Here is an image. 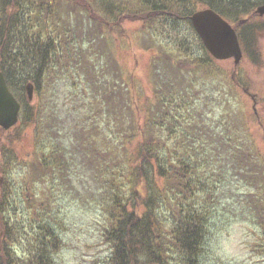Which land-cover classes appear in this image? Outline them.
<instances>
[{
  "label": "trees",
  "instance_id": "16d2710c",
  "mask_svg": "<svg viewBox=\"0 0 264 264\" xmlns=\"http://www.w3.org/2000/svg\"><path fill=\"white\" fill-rule=\"evenodd\" d=\"M72 2L0 0V72L3 73L11 92L17 98L16 93L24 91L25 94L26 84L31 83L37 93V100L45 108V105H51L53 98L47 95L46 82L51 85L55 77H59L58 74H62V79L63 69H66L67 79L73 82V76L77 75L76 79L79 77L80 82L83 81L82 88L87 86L85 82L93 87L87 94L97 106L91 103L90 120L92 121V115L95 114H100V118L92 124L89 136L94 137L98 130L97 135L103 139L100 142H93L94 139L84 141L82 137L85 135V129L72 128L71 132L60 129L56 124L53 125L52 137L46 136L45 139L54 142L55 135L59 133V136H63L64 142L68 139L70 144L65 149H57L56 145L46 147L47 152L43 151L44 146L41 148L39 152L41 157L37 156L33 163L28 164L30 171L23 181V194L25 196L31 192L32 197L34 196V183L31 182L33 180L48 184L50 182L56 186H59L60 181L61 184L68 185L69 190L71 188L74 191L77 188L74 181L78 184L76 177L80 174V166L93 173L95 166L107 159L109 153L105 149L109 148V143L118 148L122 141L121 157L130 170L127 189L120 181L126 176L118 170L111 172L107 186L101 188V195H106V201L101 206L105 216L103 237L112 249V254L105 264H199L198 255L206 235L208 217L205 208L199 206L201 197L195 200L192 195L199 185H207L215 172L206 165L210 171L199 166L198 173H195L196 168L193 165L196 163L188 162L184 152L178 151L176 146L180 145L181 148L193 153L191 148L193 144L187 141L191 140L193 143L209 141L216 154L220 151L226 158H230L233 173H237L248 186L255 187L254 196L248 198L250 203L255 200L261 203L264 199V186L259 185L258 189L251 183L259 179L257 171L251 166L245 167L240 162L247 157L243 156L244 150L234 146L233 140L221 134L220 130L215 138L208 129H205L208 130L205 136L196 139H191L190 133L185 134L186 130L183 132L182 128L190 127L195 120V115L192 119L188 116L185 118L184 109L180 106V103H183L181 95L190 94L188 88L179 85L171 92L169 102H166V107L170 106L168 108L171 120L178 121L181 126L176 128L179 137L173 147L167 144L162 136L165 130L163 119L154 123L152 118H148L149 109L144 115L145 124H137L131 106L134 96L132 88L122 82L116 60L107 59V54L110 53L107 36L111 31L120 36L124 23H140L147 28L146 38L149 43L151 39L154 45L155 43L161 45L168 37L172 40L178 39L179 42L175 40L177 48L187 58L177 64L182 66L181 69L186 73L202 71L203 76L208 78L214 74L211 69L214 61L209 60L203 51L201 57L193 56L191 45L179 31L180 24L191 26L189 17L192 13L200 9H211L232 24L245 54L252 62H256L257 36L264 30L254 26L253 21L257 19L254 11L264 3V0H76L75 4ZM72 14L75 15L72 17ZM189 29L193 32L191 28ZM202 46L201 44L202 50H205ZM165 56L169 58L168 55ZM103 58L106 59L105 62ZM161 64L165 65V68L161 67V74L166 78L164 83L168 80V85L173 87L167 75H164L169 71V67L165 62ZM229 88L231 89V86ZM24 98L22 96L17 99L20 100L18 101L22 111L28 116L29 107ZM176 108L180 109L182 114L173 111ZM190 108L192 109V105ZM42 109L41 107L37 111L39 117H44ZM112 117L122 124L121 127L114 126ZM37 126H40V121H37ZM153 127L158 128L161 135H154ZM174 131V128H170L169 134L174 135L172 133ZM4 134L6 132L0 130V143ZM5 136L7 140V135ZM98 142L105 143V147L97 148ZM132 145L133 150L130 151L128 146ZM5 147L4 144L0 146V264H57L54 255L59 251L62 239L61 235L53 230L50 220L36 228L35 233L29 238L26 249L21 250L23 244L18 248L23 239V236L19 235L21 232L26 234V230L25 228L21 230L23 227L18 225V219L13 220L9 216L8 209L12 204L8 197L12 194L11 163L19 160L16 155L13 156V160L10 157L12 151ZM74 152L80 158L77 159ZM87 152L90 156L86 155ZM47 153L49 157L45 155ZM203 162L205 163V160ZM112 163L116 162L112 160ZM221 175L224 176L223 171ZM251 177L253 178L250 179ZM51 190L49 189V192ZM42 202L39 203L42 207L39 212H46L49 209L47 202L46 204ZM26 204L30 205V202ZM140 206L143 208L141 212L138 210ZM250 212L259 216V211L252 207Z\"/></svg>",
  "mask_w": 264,
  "mask_h": 264
},
{
  "label": "rangeland",
  "instance_id": "374dc122",
  "mask_svg": "<svg viewBox=\"0 0 264 264\" xmlns=\"http://www.w3.org/2000/svg\"><path fill=\"white\" fill-rule=\"evenodd\" d=\"M71 1L73 4L76 3L74 2L76 0ZM74 15L72 14V17ZM253 22L254 26L264 30V17H258ZM189 28L193 30L192 26L181 23L179 31L191 45L193 56L201 57L203 51L212 61L211 56L202 50V43L197 34ZM146 33L148 34L147 28L140 23L127 22L123 24L120 36L112 31L107 36L110 51L107 59L116 60L118 71L122 75V82L131 86L134 93L131 106L136 123L145 124L144 115L149 109L148 118H152L154 123L163 119L165 130L162 136L166 139V143L173 147L179 137L176 128L181 126L178 121L171 120L168 108L170 106L166 107V102H169L171 92L179 85L188 88L190 94L181 95L183 103H180V106L184 109L185 118L188 116L192 119L195 115V120L192 126L182 128L183 132L186 130L185 134L190 133L191 139H196L199 136H205L210 130L213 133L211 136L215 138L220 130L221 134L233 140L234 146L244 150L243 156L247 157L240 162L245 167L251 166L257 171L259 179L251 181L250 179L253 178L251 177L248 180L256 187L264 186V31L257 36L255 51L258 54V60L256 62L250 60L241 46L243 58L236 66L232 59L222 62L213 60L214 64L211 69L214 74L208 78L203 76L202 71L186 73L181 69L182 66L177 64L187 58L177 48L175 40L179 42L178 39L172 40L168 37L161 45L158 43L154 45L151 42L153 39L149 43ZM199 40L200 43H198ZM96 43L102 44V42ZM164 55H168L169 58ZM105 60L103 58L104 62ZM163 62L169 67V71L164 75H167L173 87L168 85V80L164 83L166 78L161 74L162 68H165V65L161 64ZM58 76L51 85L46 82L47 95L53 97L51 105H45L44 108V105L42 106L37 100V93L34 91L32 100L27 103L29 115L27 116L21 109L18 122L13 128L8 131L0 128L1 131L6 132L0 146L4 144L6 149L12 151L10 157L14 160L13 156L16 155L19 160V162L14 160L11 163L12 194L8 199L12 205H9L8 214L13 220L18 219V225L23 227L21 230L24 228L26 230V234L21 232L19 235L23 236L22 243L18 244V248H21L19 245L23 244L21 250L26 249L29 238L35 233L36 228L50 220L53 230L59 233L62 239L60 249L54 255L57 264H70L68 254L73 251L79 254L71 257L75 264H105L112 254V249L103 237L105 216L101 206L106 201V195H101V188L107 186L110 174L118 170L126 176L120 181L127 189L130 170L121 157L123 154L122 141L120 145L118 144V148L109 143V148L105 149L109 153L107 159L105 158L100 165L95 166L93 173L87 172L86 167L80 166V174L76 177L78 184L74 181V186L77 187H74V191L71 188L69 190L68 185L61 184L60 181H58L59 186H56L50 182L48 184L33 180L31 182L34 183L35 197H32L31 192L25 196L23 194V181L30 171L28 164L33 163L37 156L41 157L39 155L41 148L44 146L43 151L47 152L46 147L56 145L57 149H65L70 144L68 139L64 142L63 136H59V133L55 135V143L45 139L46 136L52 137L53 125L56 124L60 129L71 132H73L72 128L85 129V135L82 137L84 141L94 139L93 142H100L103 140L102 136L97 135L98 130L94 133L96 134L94 137L89 136L92 124L100 118V114H95L92 115V121L90 120L89 110L92 108L90 105L92 103L97 106L87 94L92 91L93 87L85 82L87 86L82 88L83 81L80 82L79 77L76 79L77 75H72L73 82L67 79L66 69H63L62 79V74ZM234 81L242 87H235ZM203 83L204 86H202ZM16 94L17 98L25 97L24 91ZM41 107L44 117H39V113L37 114ZM173 111L182 114L178 108ZM37 121H40V126H37ZM111 121L117 128L122 125L114 117ZM170 128H174L175 131L172 132L174 135L169 134ZM153 134L161 135L158 128H154ZM5 135H7V140ZM99 142L97 148L105 147V143L100 144ZM187 142L193 144L191 146L193 153L181 148L180 145L176 148L184 152L188 162L196 163L193 165L196 168L195 173H198L199 166L210 171L206 165L215 172L211 175L210 182L204 186L199 185L192 195L195 200L201 197L198 202L199 206L205 208L208 217L206 235L198 255L199 264H264V199L261 203L258 200L249 202L248 198L251 199L254 196L255 187L248 186L237 173H233L230 158H226L220 151L216 154L209 141L193 143L189 140ZM37 148L38 151H36ZM128 148L130 151L133 150V145ZM45 155L49 157V153ZM86 155L90 156V153L87 152ZM75 156L77 159L80 158L76 153ZM112 160L116 163H112ZM83 163L86 165L85 161ZM237 166L238 164L235 168ZM221 170L224 176L221 175ZM217 173L220 174L217 175ZM49 189H52L51 192ZM59 190L61 192L58 193ZM27 198L30 199L26 200ZM41 201H43L42 204L47 202L49 209L46 212H39L42 208L39 206ZM25 202H30V205ZM251 207L259 211L258 217L250 212ZM138 210L141 212L142 206L138 207ZM70 241L75 242L70 243ZM62 250L63 256L61 255Z\"/></svg>",
  "mask_w": 264,
  "mask_h": 264
},
{
  "label": "water",
  "instance_id": "95a60500",
  "mask_svg": "<svg viewBox=\"0 0 264 264\" xmlns=\"http://www.w3.org/2000/svg\"><path fill=\"white\" fill-rule=\"evenodd\" d=\"M258 16H264V4L256 8ZM189 20L201 39L205 49L216 60L233 59L237 65L242 58L240 43L231 24L211 9L194 12ZM27 101L33 97V86L25 87ZM20 105L8 89L4 76L0 72V128L9 130L18 121Z\"/></svg>",
  "mask_w": 264,
  "mask_h": 264
},
{
  "label": "clouds",
  "instance_id": "9594fccd",
  "mask_svg": "<svg viewBox=\"0 0 264 264\" xmlns=\"http://www.w3.org/2000/svg\"><path fill=\"white\" fill-rule=\"evenodd\" d=\"M69 224H71V221H69ZM74 242H75V241H70V243H74ZM61 255H62V256L64 255L63 250H62V252H61ZM77 255H79V254L76 253V252H74V251L68 254V258L70 259V264H75V261L72 260L71 257H75V256H77Z\"/></svg>",
  "mask_w": 264,
  "mask_h": 264
},
{
  "label": "bare ground",
  "instance_id": "6f19581e",
  "mask_svg": "<svg viewBox=\"0 0 264 264\" xmlns=\"http://www.w3.org/2000/svg\"><path fill=\"white\" fill-rule=\"evenodd\" d=\"M56 241V240H55ZM55 243V242H54ZM53 245H55V244H53ZM54 248V247H53Z\"/></svg>",
  "mask_w": 264,
  "mask_h": 264
}]
</instances>
